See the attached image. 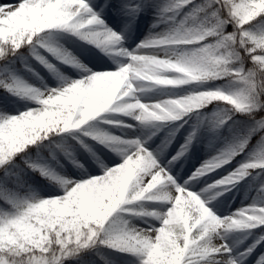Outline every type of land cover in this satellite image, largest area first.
Segmentation results:
<instances>
[{
  "label": "snow or ice",
  "instance_id": "snow-or-ice-1",
  "mask_svg": "<svg viewBox=\"0 0 264 264\" xmlns=\"http://www.w3.org/2000/svg\"><path fill=\"white\" fill-rule=\"evenodd\" d=\"M192 3L193 0H175L162 13ZM116 4L117 0H113L112 7ZM131 11H136L135 7ZM200 14L205 20L195 27L186 28L182 21L174 34L143 41L137 54L122 52L130 63L117 71L85 70L84 78L47 94L27 88L19 81L13 80L11 84L0 81V86L9 92L29 95L39 105L17 116H0V169L6 170L22 153L27 154L50 136L80 130L102 113L113 110L125 114L137 110L134 118L143 124L177 121L194 109L223 102L234 112L248 114L254 120L256 127L250 135L264 129V115L259 119L255 115L264 107L259 100L264 95V35L257 37L244 30L249 22L264 16V0H205L203 5L193 7L185 20L195 22ZM228 24L233 25V31L224 34ZM94 27L100 31H93ZM46 30L68 32L98 48L121 42V36L106 27L87 0H0V61L8 62L22 49L33 48ZM209 37L218 39L180 55L157 58L140 54L166 46L198 45ZM237 49H243L252 64L246 74L239 68L232 71V64L241 59ZM47 51L62 60L69 55L64 53L61 57L51 48ZM35 59L51 68L42 57ZM170 74L173 78H167ZM224 77L239 81L244 87L234 95L206 91L152 106L129 103L126 99L134 94L133 85L138 81L180 86ZM93 139L101 144L123 143L104 135ZM127 143L132 151L118 166L83 182L60 181L64 193L57 198L22 205L7 199V189L0 188V199L14 210L11 214L0 212V264H63L65 259L97 245L136 256L140 264H240L223 242L224 235L264 226V207L241 209L232 216L218 218L196 194L177 185L142 143ZM246 143L240 145L241 150ZM258 144L262 150L254 162L243 164L209 187L234 185L252 171L264 170V135H260ZM186 148L187 144L182 145L169 163L183 156ZM227 162L219 158L209 161L189 180H196ZM40 171L46 174L43 169ZM141 200L169 204L166 214L160 217L161 227L145 231L124 225L105 231L106 222L121 206ZM260 239L264 240V236ZM255 247L254 244L241 255H250ZM255 264H264V253L256 258Z\"/></svg>",
  "mask_w": 264,
  "mask_h": 264
},
{
  "label": "rangeland",
  "instance_id": "rangeland-1",
  "mask_svg": "<svg viewBox=\"0 0 264 264\" xmlns=\"http://www.w3.org/2000/svg\"><path fill=\"white\" fill-rule=\"evenodd\" d=\"M150 1L151 0H121V6L127 5L129 10H126L123 13H116L112 16L110 13L112 4L109 0H87L90 6L93 7V10L105 20L104 24L107 28H110V23L115 22L118 18H128L130 22L138 25V28L143 34L142 36H145L148 39L152 37H150L151 33L147 32L145 29L147 24L149 25L156 21H168L169 25L163 31L160 38L170 36L174 34L178 28L180 18H186L184 17L187 16L185 12L191 11L192 8L195 7V2L193 1L192 4L179 11L163 14L162 9L161 11L154 9L155 5H160L161 2L153 0L155 2L150 4ZM133 7L136 9L134 12L131 11V8ZM103 8L106 9L105 15L101 13ZM182 21H185V25H187L185 19ZM244 30L248 31L245 28ZM57 33H59L58 30H46L45 33L41 34V40L33 48L22 49L18 55L10 58L8 62L0 61V81H3L5 84H11L13 80L19 81L21 85L43 94H47V92L52 89H59L67 86L69 83L65 82L62 78L63 70H66L67 67L65 68L63 65L71 67L68 60L70 57L79 61L83 60L81 57L85 56L86 51L76 46L69 45L63 41L61 37L58 38V35H56ZM62 35H64L63 32ZM253 35L255 36L256 34ZM214 38L215 37L206 38L205 41L201 43L210 44V39ZM41 45H43V47ZM181 46L182 45L168 46L167 48H169V50L163 53V55L159 54L158 51L154 52L157 53V58H165L166 56H171L173 53L180 55ZM48 48L55 49L57 53H59V50H62L63 54L60 55L61 57L64 53H68L69 55L66 60H62L58 58V56L47 51ZM154 52L149 51V55H154ZM36 56L42 57L48 65H51V68L41 64L35 59ZM84 63L85 61L81 62V65ZM238 68L242 69L246 74L241 66L234 67L233 71ZM112 71L116 70L111 69L110 72ZM167 78L173 77L170 74ZM140 83H142L146 89H151L153 86L150 82L140 81ZM181 86L180 89L170 92V95L167 93L162 94L164 102L167 100L182 99L189 95H195L206 91H220L226 95H234L233 90L229 87L220 88L219 86H212L211 88H198L200 86L199 82H193ZM37 107H39V105L31 96L25 95L22 92H9L4 87L0 86V116H17ZM215 112L216 110H211V112L206 113L201 109H194L191 113L182 116L177 121H153L143 124L139 121H135L132 122V124L136 129H148L153 135L161 137L162 140L166 136L167 138L173 139L175 144L171 150H168L172 155L175 154L176 151H180L182 145L187 144L182 160L183 165H181L180 168L182 171L186 167L191 168L188 172L187 180L191 177H189V174L191 175L193 170L196 172V170L205 163L213 161L216 158L227 160V163H224L219 168L209 172L213 173V175L211 179H208L204 184L208 186L211 183H216L222 178L227 177L242 166L244 162H254L257 158L256 155H254L255 150H252L251 148L247 149L249 152L247 153L246 160L237 161L235 159L236 155H231L232 153H236V149L226 138L224 126L217 124L213 125L214 122L212 121V126L208 127V125H210L209 122L212 119L211 115H214ZM103 116L104 113L88 122L85 126H82L80 130H73L71 133L67 134L52 135L49 140L44 141L39 146H33L27 154L22 153L20 155L17 159V169L21 170L22 174H16L15 178L21 184V198L25 205L28 203L39 202L42 199L57 198L63 195L64 189L60 181H69L71 183L83 182L89 178H95L102 175L104 172L91 173L89 176H82L79 177V179L76 175L74 176L73 173L79 171V168L86 171L83 169L86 163L90 166L95 164L96 160L99 159V150L105 148L112 154L121 155V159L123 160L126 154L132 151V148L127 142L138 141L143 144L160 165L158 159L153 153L152 147L139 135L121 138L124 145H116L111 142L108 144H101L98 140L93 139L94 136L104 135L114 137L118 140L117 136L108 128V123L110 121L101 120ZM98 119L100 120L99 122H97ZM190 136L191 142L188 143V138ZM203 147H208L210 149L209 152L205 153ZM52 162H54L53 166L51 165ZM121 162L112 164L111 168L118 166ZM29 165L32 167H29ZM41 169H43L46 174H42L40 171ZM258 170L259 169H256L253 172L255 173ZM50 172H52V175H50ZM168 174L171 176V173ZM259 174L261 173L257 172V174H253L252 177L247 175L244 179L238 181L234 185L217 187L218 190L214 192V194H225L227 200L221 199V205L225 203L230 205L232 204L229 203L231 200H240L237 205H232L233 209H230L224 217L232 216L241 209L264 207V191H261L262 187H255L253 182H250V179L254 180L255 178H259ZM204 176H201L200 178ZM213 196L216 197L215 195ZM219 198L220 197H217L215 200H218ZM147 201L156 202V200H141L134 202L131 205L121 206L113 216L110 217L109 221L106 222L105 231L112 230L114 226L119 228L124 225H127L129 229L140 230V227L138 226L140 221H150V218L155 216L160 218L166 214L170 207L167 202L159 201L161 206L156 209L148 207L150 210H147L144 205V202ZM141 213H151L154 215H140ZM117 214L123 216V219L119 220L120 222L112 220ZM217 217L224 218L222 215ZM152 220H155V218H152ZM161 226L162 219L160 218L159 223H156L155 227L158 229ZM261 236H264V226L250 230H235L228 232L224 235L223 242L231 250L244 243L243 250L240 249L236 253L238 258H240L241 254L245 252L244 249L246 250L255 244L256 247L249 256H252V259L256 260L260 254L264 253V240L260 239ZM257 241H259V243H257ZM256 252L258 253L257 255ZM112 264L123 263L113 262ZM253 264H255V262Z\"/></svg>",
  "mask_w": 264,
  "mask_h": 264
},
{
  "label": "bare ground",
  "instance_id": "bare-ground-1",
  "mask_svg": "<svg viewBox=\"0 0 264 264\" xmlns=\"http://www.w3.org/2000/svg\"><path fill=\"white\" fill-rule=\"evenodd\" d=\"M105 10V9H103ZM104 20V19H103ZM105 21V20H104ZM109 25V24H108ZM169 22L168 21H156L155 23L147 24L145 26V29L147 32H150V37L152 38H160L163 34V31L168 27ZM111 30L117 32L121 37L122 41L119 44L115 45H108L105 48H98L95 45L81 40L77 36H74L68 32L59 31L56 35H58V38L61 37L63 41L68 43L69 45L76 46L80 49H83L86 51V54L84 57H81L83 60H77L70 57L69 64L71 67L63 65V67H67L66 70H63L62 78L65 82L70 83L74 82L78 79L85 77V70H88L89 73H102V72H110L111 69H115L116 71L123 66H126L128 63H130V59L128 56H124L121 53L122 52H128L130 54H137L138 45H140L143 41L147 40L148 38L145 36H142L141 30L138 28V25L132 23L129 27V30L125 28V25L122 21H115L113 23H110ZM93 31H100L98 27H94L92 29ZM62 32L64 35H62ZM72 43V44H70ZM60 45V44H59ZM161 47L156 49H147L143 50L140 54H148L149 51H158L159 54L163 55L169 48ZM59 54L62 55V50H59ZM154 55L156 56L157 53L154 52ZM161 57V56H160ZM85 61L83 65H81V62ZM114 61V62H113ZM68 64V63H66ZM26 72V71H25ZM28 74V73H27ZM134 88L135 92L132 96L126 98L129 103H142L146 106H152L158 103H163V96L162 94L167 93L170 95V92L176 91L177 89H180L182 86H157L153 85L151 89H146L140 81L134 82ZM168 97V96H167ZM137 110H133V112L125 114L122 112L117 111H109L105 112L104 116L101 120H109L108 128L111 129V132L117 136V139L119 141H122L121 138L124 137H130V136H136L139 135L142 137L145 142L149 143V145L153 149V153L155 157L158 159L160 165L167 171V173H171V176L175 183L183 188H185L187 191L193 192V194H196L198 198L202 200V202L205 203V206L211 210L213 214L216 216L222 215V217L225 216V214L230 210L233 209L232 205H237L239 203V199L237 201L231 200L229 203L232 204H222V200H226L225 194L216 193L218 188H210V185H214L215 183H211L208 186L204 185L208 179H211L213 173H207L206 176L202 178H198L196 180H187L188 172L191 168H184L183 171L180 169L181 165H183L182 160L184 156H181L178 160L169 163V161L172 160V157L176 155L178 151H176L175 154H171L168 152V150H171L173 145L175 144V141L173 139L163 138L159 136L153 135L148 129H136L132 122L137 121L134 116L137 115ZM100 120L98 119L97 122ZM138 122V121H137ZM177 125V123H176ZM166 139V141H165ZM115 144V143H113ZM118 145V144H116ZM120 145H124V143H120ZM168 146V147H165ZM203 150L205 153L209 152L208 147H203ZM122 156L119 154H112L110 153L106 148L99 150V159L96 160L95 164H92L91 166L87 163L84 165V170L79 168V171H76L73 173V175L77 176V178L82 176H89L91 173H102L107 169H110L112 164L116 162L122 161ZM54 162H52L53 166ZM201 168V167H200ZM91 169V170H89ZM78 170V169H77ZM89 170V172H88ZM195 172L189 174V177L192 176V174ZM50 175H52V172H50ZM80 179V178H79ZM198 180V181H197ZM83 181V180H80ZM224 187V186H223ZM215 195L216 197H214ZM217 197H220L218 200H215ZM227 201V200H226ZM144 205L146 206L147 210H150L148 207H152V209H156L161 204L159 201L157 202H151L147 201L144 202ZM232 206V207H231ZM231 207V208H230ZM152 218H155V220H152ZM150 218V221H140L139 227L140 230H150V229H157L155 227L156 223H159L160 218L158 216ZM244 243L239 245L235 249L232 250V256L233 258L240 261V264H253L255 262L254 259H252V256L247 255L246 257L241 255L240 258H238V255L236 254L240 249L243 250ZM245 251V249H244ZM258 253L256 252V255Z\"/></svg>",
  "mask_w": 264,
  "mask_h": 264
},
{
  "label": "trees",
  "instance_id": "trees-1",
  "mask_svg": "<svg viewBox=\"0 0 264 264\" xmlns=\"http://www.w3.org/2000/svg\"><path fill=\"white\" fill-rule=\"evenodd\" d=\"M164 1L166 7L175 2V0ZM193 1L195 2V7L198 5H203L205 2V0ZM204 20L205 16L203 14H200L197 18V21L193 22L192 20H189V25L190 27H195L196 24L203 22ZM244 28L247 29L250 33L256 34L255 36L257 37L264 35V16L256 18L249 24L245 25ZM232 31V24L226 25L223 29L224 34H228ZM217 39L218 37L210 39L211 43H215ZM203 45L204 44L184 45L181 50L185 53L192 52L197 47H201ZM207 45L208 44H205L204 46ZM237 51L241 59L235 61L232 64V71L234 67L241 66L247 73L252 69V64L250 60L245 56L243 49H237ZM199 83L200 86L198 88H211L212 86H219L220 88L229 87L233 90L234 94L240 92L244 87L241 82L235 81L230 77H224ZM259 100L262 104H264V95H261L259 97ZM201 110L206 113L211 112V110H216V117L214 122L215 124H221V121L224 122L223 125H225V135L228 140L237 147V158L239 160L242 159L245 155V149H240V145L244 144L245 141H247L246 144L248 145V147L255 148L258 154L262 150L261 146L258 144V140L260 135H264V129H260L259 131H256L250 135L256 125L254 120L249 118L248 114L236 113L231 109V106L223 104L221 102L210 103L209 105L201 108ZM255 115L257 119H259L260 115H264V107L261 108V111L255 113ZM261 171L264 173V170ZM18 172L19 169H17V160L13 161V163L9 165L6 170L0 169V188L7 189V199L25 205L21 198L22 192L19 183L15 178H13L14 175ZM260 182L261 181L258 180L257 184L255 183L256 186H261ZM12 211L14 210L11 208V205L4 199H0V212L11 214ZM120 219H123V216L116 215L112 220L120 222ZM90 261H95V264H111V261H118L124 264H140L139 258H137L136 256L120 251H114L110 248L99 245L90 249L82 250L77 256L65 259L63 264H90Z\"/></svg>",
  "mask_w": 264,
  "mask_h": 264
}]
</instances>
